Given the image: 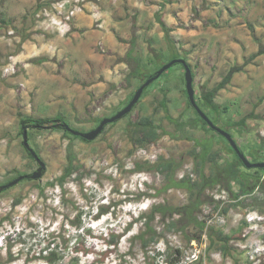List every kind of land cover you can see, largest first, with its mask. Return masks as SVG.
<instances>
[{"label":"rangeland","instance_id":"rangeland-1","mask_svg":"<svg viewBox=\"0 0 264 264\" xmlns=\"http://www.w3.org/2000/svg\"><path fill=\"white\" fill-rule=\"evenodd\" d=\"M55 1L0 0V184L13 178V169L28 175L37 168L24 150L19 114L63 118L72 128L88 131L129 101L145 79L126 81L122 59L130 49L149 68L177 53L193 73L201 104L202 87H212L229 67L264 47V0H83L63 34L51 23ZM79 13L90 15L92 24L76 26ZM156 53L161 56L155 62ZM184 88V70L175 63L146 87L125 117L108 123L89 142L50 126L28 127L29 145L44 162V173L0 191V264H45L36 257L49 239L67 258L78 255L80 264H164L156 252L163 251L166 240L183 250L184 264H262L264 211L228 205L222 187L204 190L194 215L231 237L229 255L218 244L208 250L207 226L200 233L194 225L184 226L177 214L172 220L180 221L172 232L163 231L160 216L152 221L163 238L147 246L133 238L146 229L134 218L144 213L147 219L152 204L189 201V192L172 183L194 167L192 149H219L223 162L233 158L228 141L197 121ZM215 100L226 110L216 116L203 108L253 161L264 128V53L235 72ZM249 113L245 130L226 127L228 120ZM168 115L192 118L196 125L178 132ZM141 116H150L166 131L152 145L136 146L129 139V122ZM69 147L79 172L62 186L49 184L63 172ZM158 163L170 167L155 170ZM192 177L198 179L195 173ZM16 197L22 200L14 206Z\"/></svg>","mask_w":264,"mask_h":264},{"label":"trees","instance_id":"trees-1","mask_svg":"<svg viewBox=\"0 0 264 264\" xmlns=\"http://www.w3.org/2000/svg\"><path fill=\"white\" fill-rule=\"evenodd\" d=\"M156 21L160 24L165 35L168 37L169 29L167 28L164 21L161 19V16H159L158 14L156 15ZM262 53H264V47H260V49L257 52L252 53L249 56V58L246 60V62L240 65L235 64L229 67V69L221 77V79L217 83H215L212 87L210 88L202 87L200 90L201 104L198 103L196 100L199 107L207 115L208 112L205 110V108L216 116L220 113L221 110H226L225 106L222 107L215 100V97L217 96L219 90L225 88V86L230 83L232 76L235 72H239L243 70V67L245 66V64L249 62V60H252L257 55ZM160 56H161L160 53H156L154 55L155 62L157 59L160 58ZM173 58H178V54L172 52L170 59ZM122 61L127 66V73L125 75V79L128 83H130L132 79H136V78L141 79L143 77H145L146 79L148 77L153 76L157 71V69H159L161 65L164 64V63H155V65L152 66V68H149L144 64L143 59L139 54H133L132 49L129 50L127 56L124 57ZM178 64L183 69L182 64L180 63ZM143 82L144 81H142L141 84ZM145 89L146 87L144 88V90ZM183 91L187 97L188 106L191 107L194 110L195 114L197 115L196 116L197 121L201 122L209 130H213L211 127H209V125L205 121L201 119L197 111L190 104L185 88L183 89ZM133 94L134 92L129 96V100L132 98ZM159 104L165 110H167L165 100H161ZM135 105L136 104H134V106ZM126 115H124L123 117H125ZM251 115L252 114L249 113L248 115H244L238 119L228 120L226 127L236 128L238 132H241L245 130L246 121ZM208 117L210 118L209 115ZM167 118L170 122H172V124L175 127V130L178 132H183L185 127H195L196 125L194 119L192 118L181 119V117H171L169 115L167 116ZM101 119L102 118L98 119V123L100 122ZM62 122H66V121L63 118H58V117L56 118L45 117V116L35 117L32 115L19 114V123L21 125L20 134H22V128L24 126H28L31 129L33 128L40 129L44 127L47 128V126H50L51 128H58L64 131L66 134H71L69 131H67L64 127H62L59 124ZM54 123H58V125L53 126ZM105 127L103 128V130L105 129ZM128 129H129V139L136 146L152 145L156 143L162 135L166 134L165 129H163L159 123H156L155 120L150 116H141L136 121L129 122ZM103 130L101 132H103ZM27 135L29 136V132H27ZM231 136L234 139V136L232 134ZM77 137L80 138L82 141L89 142L88 140L80 136ZM196 142L199 145V141L196 140ZM237 145L239 149L243 152L241 146L238 143ZM195 147L196 146H194V148ZM261 148H264V137H262L261 147L257 149L259 152L258 153L259 158L258 157L256 158L255 156L256 159H254L253 162L264 161V155L261 153L262 151ZM229 149L231 153H233V158L231 157L229 159H226L224 160V162L220 161L221 157H219V153H220L219 149H212V150L210 149V151L209 149L207 150V148L205 147H203L201 151H196L192 149L190 153L193 156H195L196 159L194 167L191 169V172L183 174L177 180L176 183H172V187L184 188L189 192L190 195L189 201L182 205H169V204L166 205L161 203L152 204L149 209L147 219L144 213H140L136 218H134L133 220L134 222H141L143 225H145L146 229L145 231L133 235V238H137L141 240L144 246L149 245L151 242L157 241L159 238H163V233L158 232L154 228V226L151 224L152 221L155 219V217L160 216L161 219L160 223L163 225V231L172 232V228H174L177 222L180 221V219L172 220V215L177 214L179 218H181V221H183L184 226L190 224L194 225L195 228L198 229L200 233L203 231L205 226H207V229L205 231L209 238L208 250H210L212 246L218 244L219 249L222 250L223 254L229 255L230 247L228 243L231 237L220 233V231L213 228L212 226L206 225V221H199L196 214L194 215L195 211L198 210V207L201 203L200 194L204 190H208L213 187H219V188L222 187L221 190H224L226 194L230 197L228 203V205L230 206L242 205L243 207H248V209L259 208L261 211H264V179H262L263 174L260 173V172L264 173V168L261 167L246 168L243 165V163L239 160L236 153L232 150L230 145H229ZM24 150L26 151L29 157L34 159L30 154V152L25 147ZM75 160L76 157L73 154L71 148L69 147L67 152V163L63 169V172L59 176L55 177L54 180L51 181L49 184L51 185L56 184L58 186H62L67 177L71 176L72 174H75L76 172H79L81 165L78 164ZM206 164H209L208 173L205 172ZM169 167H170L169 163H161V164L158 163L157 165L154 166V169L168 170ZM137 168L140 169L139 166ZM13 171L15 172V175L13 176L12 179L20 175H26L24 173L17 172L15 169H13ZM193 173L198 175L197 180L193 179L192 177ZM29 178L30 177L28 173V176L24 177L22 180ZM9 181L10 179L6 180L2 184H5ZM234 185L237 186L236 189H234ZM39 191L42 192L43 190L39 189ZM21 200H22L21 197H16L13 201V205L14 206L17 205L18 203L21 202ZM135 200H138V198H135ZM218 202L220 203L221 201L218 200ZM218 207L220 206L217 204L215 206V209ZM226 210H227L226 208H223V211ZM131 224L132 223L130 222L129 225ZM112 242L114 244H117V240H114ZM38 254H39L38 257L36 258L42 259L45 264H80L78 255H74L67 258V255H65V251L59 248L58 242L54 243V241H51L50 239ZM156 254L164 256L163 259L164 264H184L182 262L184 257L183 250L180 249L179 247H172V245L167 240L164 242L163 251H157Z\"/></svg>","mask_w":264,"mask_h":264},{"label":"water","instance_id":"water-1","mask_svg":"<svg viewBox=\"0 0 264 264\" xmlns=\"http://www.w3.org/2000/svg\"><path fill=\"white\" fill-rule=\"evenodd\" d=\"M175 63H180L183 66L185 90H186L189 102L192 105V107L197 111L201 119L205 121L209 125V127H211L213 130L220 133L228 141L230 147L236 153L239 160L243 163V165L246 168H254V167L264 168V161H256V162L250 161L244 155V153L239 149L237 142L232 138L231 134L226 129L221 128L220 126L216 125L208 117V115L199 107L195 99L194 87L192 85V79H193L192 71L189 65L187 64V62L183 58H180V57L173 58L169 60L167 63H164L163 65H161V67L157 69V71L155 72L153 76L146 78L144 82L136 89L132 98L129 100L127 104H125L120 110H118L113 115L102 118L100 122L94 128L88 131H80V130L72 128L67 122H62L59 124L73 135L80 136L88 141L95 139L108 123L116 121L120 119L121 117H123L124 115H126L127 113H129L131 109L133 108L134 104H136L137 101L139 100L144 88L147 87L155 79H157L166 69H168L170 66H172ZM57 125L58 123L53 124V126H57ZM27 129H28V126H24L22 128V142H23L24 147L30 152V154L32 155V157L37 163V168L29 174V177L31 179H38L43 174L45 164L40 159V157L37 155V153L34 151V149L29 145ZM27 176L28 175H20L10 180L7 183L0 185V191H2L4 188L15 185L16 183H18L20 180H22L24 177H27Z\"/></svg>","mask_w":264,"mask_h":264},{"label":"built area","instance_id":"built-area-1","mask_svg":"<svg viewBox=\"0 0 264 264\" xmlns=\"http://www.w3.org/2000/svg\"><path fill=\"white\" fill-rule=\"evenodd\" d=\"M82 1L83 0H57L52 3L56 17L51 18V23L55 25L58 32L63 34L70 29V23L73 15L78 9V4ZM94 15H97L96 11L94 12ZM259 132L262 137H264V128H262ZM262 154L264 155V150Z\"/></svg>","mask_w":264,"mask_h":264},{"label":"crops","instance_id":"crops-1","mask_svg":"<svg viewBox=\"0 0 264 264\" xmlns=\"http://www.w3.org/2000/svg\"><path fill=\"white\" fill-rule=\"evenodd\" d=\"M93 22V19L90 15L84 14V13H79L75 17V24L79 28H82L84 26H89ZM263 100V99H262ZM256 118V117H255ZM231 152V151H230Z\"/></svg>","mask_w":264,"mask_h":264},{"label":"flooded vegetation","instance_id":"flooded-vegetation-1","mask_svg":"<svg viewBox=\"0 0 264 264\" xmlns=\"http://www.w3.org/2000/svg\"><path fill=\"white\" fill-rule=\"evenodd\" d=\"M128 102H129V101H128ZM128 102H127V103H128ZM127 103H126V104H127ZM262 179H264V176L262 177ZM261 262H262V264H264V261H261Z\"/></svg>","mask_w":264,"mask_h":264}]
</instances>
